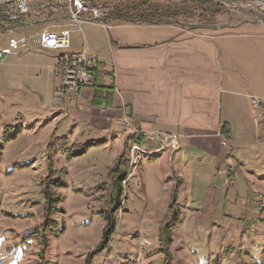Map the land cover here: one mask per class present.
<instances>
[{
	"label": "rangeland",
	"instance_id": "rangeland-1",
	"mask_svg": "<svg viewBox=\"0 0 264 264\" xmlns=\"http://www.w3.org/2000/svg\"><path fill=\"white\" fill-rule=\"evenodd\" d=\"M131 1L94 0L107 8V18ZM154 1L179 8L196 7L206 0ZM211 2L221 5L219 13L204 7L169 24L212 40L218 51L215 64L224 77L231 67L241 65L244 54L228 59L221 35L263 32L264 25L257 24L264 21V5L256 0ZM201 15L214 16L213 21ZM57 17L49 11L32 14L22 21L31 23L17 27L13 36H39L43 26ZM243 23L254 27L232 28ZM85 34L84 29L75 33V41L81 44ZM54 53L58 52H42L47 56L44 60L55 62ZM19 73L28 76L27 111L13 112L10 103L20 95L3 87ZM35 75L31 68L10 67L6 60L0 63V264H40L38 241L24 242L23 236L42 223L46 204L42 189L57 181L62 186H49L59 200L52 207L54 223L45 233L44 264H85L87 258L90 264H165L159 247L163 228L171 231L169 264H264V128L252 108H242L241 113L230 110L226 102L230 96L224 93L221 116L223 121L230 118L228 137L215 131L211 137L183 141L182 146L179 136L172 135L176 141L167 144L169 153L143 157L139 175L126 186L122 182L117 193L107 171L117 161L115 135L125 130L121 126L122 131L101 134L106 125L98 129L84 121L73 125L67 107L76 105L81 89L93 92L94 82L80 88L71 100L55 95L57 80L53 89L48 77ZM34 89L43 94L41 111H36L41 106L32 99ZM60 115L56 128L46 136L47 125L56 124ZM64 137L66 145L57 140ZM68 154L74 156L67 159ZM124 155L127 160L128 151ZM108 215L115 230L108 245L97 252Z\"/></svg>",
	"mask_w": 264,
	"mask_h": 264
},
{
	"label": "crops",
	"instance_id": "crops-1",
	"mask_svg": "<svg viewBox=\"0 0 264 264\" xmlns=\"http://www.w3.org/2000/svg\"><path fill=\"white\" fill-rule=\"evenodd\" d=\"M105 23L106 27L83 23L80 32L83 33L84 29L86 34L81 44L75 41V33L79 31L70 30L69 51L78 53L85 48L89 58L107 64L115 72V92L110 96V105L94 106L95 90L81 89L76 97V105L67 106L71 110L73 125L83 121L95 129L106 125L107 129L101 134H107L113 130L122 131L120 121L124 115H129L135 127L153 132L165 145L171 139L169 136L176 135L183 146V141L188 139L193 141L211 137L215 131L219 135L218 129L223 122L232 133L230 118L223 121L221 116L224 93L230 96L226 101L228 108L240 113L242 108L251 109L250 96L264 97V31L221 35L225 40L224 46H227L228 59H237V54L241 52L244 54L243 61L239 60L241 65H234L223 77L215 64L218 59L216 46L203 35L185 32L172 24L124 23L111 17L106 18ZM252 27L253 23H243L232 28L246 31ZM10 30V33L6 32L0 37L2 45H5L7 36H13L15 29ZM42 52L53 51L38 49L8 57L6 61L10 67L33 69L38 73L36 77H48L50 88L54 83V89V61H45L47 56ZM12 76V84L3 87L7 93L20 95L10 103L11 110L27 111L25 80L28 76L22 73L17 77ZM32 95L35 104L41 106L36 111H41L44 105L42 92L35 90ZM62 116L54 119L56 124L52 122L47 125L46 136L51 128H56ZM114 141L116 160L128 137L124 133H116ZM120 145L122 149H119Z\"/></svg>",
	"mask_w": 264,
	"mask_h": 264
},
{
	"label": "built area",
	"instance_id": "built-area-1",
	"mask_svg": "<svg viewBox=\"0 0 264 264\" xmlns=\"http://www.w3.org/2000/svg\"><path fill=\"white\" fill-rule=\"evenodd\" d=\"M256 1L264 5V1ZM261 10L264 11V7ZM47 11L60 17L50 20V25H46L39 36L10 35L6 37L5 45L1 44L0 39V63L8 57L35 52L38 49L58 52L54 62L57 80L54 93L59 98L67 97L74 100L80 88L93 85V73L99 62L89 58L85 48L78 53L69 51L70 30L73 28L80 32L83 23H94L106 27L105 19L108 16V10L103 5H97L94 0H0V37L6 32L10 33V29H16L12 27L13 25L31 23L30 21L22 22L28 20L30 15L42 16ZM260 24L264 25V21ZM103 70L110 71L109 78L114 79L113 68L104 64ZM248 101L264 124V97L250 96ZM120 123L130 139L128 173L123 181L126 186L128 180L139 175L143 157H155L167 152L168 148L153 132L135 127L128 115L123 116ZM175 138L171 136L172 141H176ZM262 142L264 143V133Z\"/></svg>",
	"mask_w": 264,
	"mask_h": 264
},
{
	"label": "trees",
	"instance_id": "trees-1",
	"mask_svg": "<svg viewBox=\"0 0 264 264\" xmlns=\"http://www.w3.org/2000/svg\"><path fill=\"white\" fill-rule=\"evenodd\" d=\"M212 4V5H211ZM204 7H207L206 10L209 8L214 7V14L219 13L221 5L219 3L213 6L211 0L201 1L199 2L196 7H188V5L184 4L181 7L172 8L171 6H161L154 0H132L121 7L115 9L111 13L109 17L117 20L119 22L124 23H135V24H145V25H164L169 24L171 21H177L178 18H182L183 15H194L197 10H203ZM202 16V15H201ZM209 22L213 21L214 16L204 17ZM22 24H16L12 27L17 28L20 27ZM99 65L96 66V69L93 73V82L94 87L93 89L96 92L95 98L93 100L94 106L100 107L101 105L105 104V106L110 105L111 102V95L113 93V89L115 88L114 81L110 79V71L103 70L104 63H98ZM220 135L224 137L229 136V127L227 124L221 125ZM63 142L64 145L67 144V140L65 138L58 139ZM129 143L127 142L124 144V149L122 153L116 159L115 166L108 172L109 176L112 178V184H114V192L117 190V193H121L122 182L127 176L128 173V160L125 159L124 152L128 151ZM84 151L76 153L77 155L83 154ZM76 155V156H77ZM73 154L66 155V158L69 159L73 157ZM49 167H53L49 164ZM49 186L59 187L62 186L60 182L48 183ZM43 188V194L45 196L46 204L44 207V211L42 213V223H40L35 229L28 232L26 235L23 236L24 242H31V241H38L39 244V251L37 257L39 258L40 264H44V249L47 245V239L45 236L46 231L49 230L50 226L54 223L51 221V213L53 205L59 200L57 198L56 193L51 189V187ZM114 206H119L118 202H114ZM112 215V214H111ZM115 230V223L111 216H107L106 224L103 228L102 232V239L99 243L97 252L102 251L106 245H108L112 234ZM171 231L168 228H163L159 232V247L160 252L163 253V260L165 264H169V261L172 257V253L170 251L171 245ZM43 261V262H41ZM85 264H90L89 258L85 260ZM127 264H135L127 263Z\"/></svg>",
	"mask_w": 264,
	"mask_h": 264
}]
</instances>
